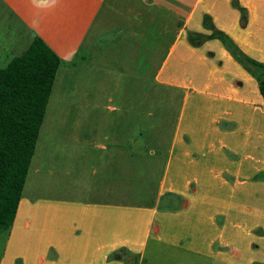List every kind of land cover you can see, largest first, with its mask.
<instances>
[{"label": "crops", "instance_id": "0c3cea01", "mask_svg": "<svg viewBox=\"0 0 264 264\" xmlns=\"http://www.w3.org/2000/svg\"><path fill=\"white\" fill-rule=\"evenodd\" d=\"M233 3L248 12L252 24L264 18V0H0V69L24 54L35 38L41 39L61 60L50 98L57 85V99L68 90L80 100L91 97L96 103L99 95H110L112 83L117 89L124 81L166 86L182 94L158 188L150 201L134 208L128 204L130 162L142 141L163 146L160 131L164 129L161 122L150 129L153 136L142 133L141 140L134 139L135 132L130 131L146 130L144 120L156 111L128 106L102 111L96 105L77 104L57 107L56 112V107L48 111V101L36 147L49 113L50 125H57L60 131H74V137H60L77 146L70 158L79 166L76 175L69 178V170L58 164L61 156L38 155L40 164L34 170L30 163L10 231L13 234L19 226L34 232L35 225L46 228L42 248L36 254L42 264H99V257L116 253L121 257L119 263L110 264H130L128 261L137 254L138 264H142L150 240L156 247L178 250L183 242L193 243L194 236L203 238L205 245L198 244L187 252L217 264H230L212 250L222 231L215 220L223 215L233 229L240 228L235 211L246 212L252 197L257 199V189L264 190L262 184L253 181L264 171V102L259 94V108L256 95L248 96L241 89L250 79L221 49L218 66H223L228 81L215 78L217 68L211 63L206 64L208 73L199 79L201 87L190 89L193 79L187 81L189 85L170 81L179 75L175 65H183L192 52L187 31L209 34L202 28L204 15L219 31L235 40L241 36ZM241 23V28L248 24ZM208 53L216 57V53ZM170 61V74L166 75ZM77 69L89 75L82 79L74 76L76 84L69 90L68 77ZM211 78L215 79L209 83ZM83 81L93 87L88 94ZM211 84L218 92L208 91ZM142 91L144 94V88ZM58 113L63 117L55 122ZM36 147L32 160L37 156ZM87 147H95L98 154ZM31 172H61L67 178L63 180L61 175L58 180L43 182L45 194L39 200L43 217L35 205L39 201H33L31 194L40 193L32 184ZM214 190L226 195L221 206L209 199ZM242 195L248 198L245 206ZM23 210L27 217L19 223ZM257 230L264 231L256 226L251 232ZM228 248L238 261L241 255L236 247ZM250 264L257 263L252 260Z\"/></svg>", "mask_w": 264, "mask_h": 264}, {"label": "rangeland", "instance_id": "374dc122", "mask_svg": "<svg viewBox=\"0 0 264 264\" xmlns=\"http://www.w3.org/2000/svg\"><path fill=\"white\" fill-rule=\"evenodd\" d=\"M247 14L248 12L246 11L244 15H242L239 11L237 12V15L239 16L237 19L238 32L242 33L241 36L239 35L236 40L234 37H228L242 53L241 57L239 58L241 61H243L242 58H248L250 60L264 64V18L255 19L252 24L251 19H248ZM242 20L248 22L247 26H245L244 28L240 27V22ZM237 40H242V44L239 45ZM191 49L192 52L186 55L183 65L178 67L177 65H175V69L177 70L179 75L177 78H172L170 82L189 85L187 81L193 79L194 83L190 89L201 87L199 79L201 76H204L208 73V69L206 67L207 63H211L217 68L215 78H226L225 74L222 72L223 66H218V63L220 61L218 59L219 50L221 49V51H225L228 58L231 59V61H233L237 65V67L249 77L250 82L246 83L245 86L241 89H245L244 91L248 96L253 97V95H256V97L259 99L258 107H261V98L258 93L257 81L255 77L251 75L252 73L249 74L245 64L243 62H241L240 64L218 40L211 42L205 41L199 47H191ZM208 52L216 53V57H212L211 53ZM203 57L206 58L204 63L201 62V58ZM170 63L171 61L168 63L166 70L170 67ZM226 68L227 65L224 69ZM250 69L252 72L253 68ZM169 74L170 73L167 70L166 75ZM72 75L73 77H68L67 84L69 90V87L76 84L74 76H79L80 79H82L84 76L89 75V72L83 69H77V71L75 72L72 71L71 76ZM214 79L211 78L209 83L214 81ZM226 79L227 81L229 80V78ZM82 84L84 85L86 94H88L90 90H93V87L90 86L89 82L83 81ZM210 87L211 88L208 91L218 92V89L213 84H211ZM142 88H144L145 90L144 94ZM56 93L57 85H55L53 94L49 100L48 111H50L51 108L56 107L57 112V107H73L77 104H80V106L96 105L102 111L107 107L118 108L122 106H128L131 108L144 107L147 110L154 109V111H156L153 117L144 120L146 126L144 127L146 130L140 129L130 131L131 133L135 132L133 137L134 139L141 140V137L139 136L142 135V133L146 134V137L153 136L154 130L150 129L153 127H159V124L162 122L161 125L164 130L160 131V137L163 140V146L157 148L153 145H150V143L144 144V142L142 141V145L138 147V149L134 152L135 155L132 157L133 161L130 162V178L128 181L130 190V198L128 203L129 206L134 208L140 204H144L145 202L150 201L151 197L155 194L158 188L164 168L170 133L172 132L173 125L175 124L176 118L182 107L181 92L173 91L166 86L164 88L154 86L145 82L134 83L132 81H124L118 84L117 89L112 83L110 95L109 93L99 95L96 103H92L91 97H88L86 99L81 98L80 100L79 95L76 94L75 96L72 91H62L61 99H57L56 96L58 93ZM190 105L191 102L188 101L187 106ZM61 117H63V115L58 113L55 122H59V118ZM50 120L51 117H49L48 113L46 118V128L39 137V141L36 147L37 156H34L33 160L31 161L33 164V169H31L34 170L35 165L39 163V161L37 160L38 155L43 154L44 157L48 155L61 156V161H59L58 164L60 166L63 165L66 170H69L70 173H68L69 175L67 177L73 178L76 175V167L79 166V164L71 160L70 157L71 155L75 154L77 146L69 143L68 141L65 142V138H61L60 136L66 138L74 137V131H60L57 125H50ZM45 136L49 139L45 140ZM87 149L92 150V154H98L95 151V147H87ZM62 155H66L68 161H64ZM61 175L63 177V180L67 179L66 175L64 176L63 174H61V172L53 173L51 175L41 172L39 174H33V172H31V177H33L32 184L34 188L40 192L31 193L34 194L33 201H39L44 197L45 192L42 188L45 179L58 180V177ZM253 181L262 184L264 187V171H260L253 178ZM245 195L248 196L247 193ZM245 195H242L241 199V204H243V206L247 205L246 203H248V198H245ZM208 196L210 200L216 201L219 206H221L224 200H226V195L220 190H214L210 192ZM35 205H37V208L40 210L38 212L39 217H43L44 214L40 209V201L36 202ZM247 207L248 208H246V212L244 210L235 211L236 213L238 212V216H235V219L240 224V228L233 229L229 221L223 215H218L215 220V224L217 225V227L222 230L219 233V235H221V242L219 241L220 236L218 235L212 250L215 251V253H219L220 257H226L227 261L230 262V264H250L252 260H254L258 264L264 260V235L257 232L259 230H257L256 232H251L256 228V226H258V228L264 229V190L257 189V199H253L252 197L251 202L250 204L248 203ZM26 217L27 216L25 215L23 210L19 214V223H21V221L24 222L26 220ZM259 224H262V227ZM35 226V230L37 232H34L33 228L29 230L23 229L22 226L16 228V231L13 234L10 231L11 228L9 230L0 232V264H42L43 261H40L41 257H39V255L36 256V254L42 248L43 239L44 236H46L44 229L46 228L39 225ZM10 233L12 235V239L9 242ZM191 237H193V235ZM164 239L166 238L164 237ZM193 239V243H182L183 245L180 246V248L183 250H170L163 246H160L159 248L158 246L156 247L155 243L150 240L147 244L145 259L142 261V264H217L218 261H215L211 258L203 259L202 257H200V255L197 256L195 253L187 252L193 250V248L198 244H200L201 247H204L205 245L203 238L201 240L200 237L194 236ZM166 240L169 241L168 239ZM228 245H234L236 247L235 249L240 253L241 257L238 261L235 260L237 259L236 256H233V254H231ZM116 254H110L106 258L99 257L97 259L98 263H119L118 258L121 257L116 256ZM138 256V254L136 256H133V258L130 259L128 263L138 264Z\"/></svg>", "mask_w": 264, "mask_h": 264}, {"label": "trees", "instance_id": "16d2710c", "mask_svg": "<svg viewBox=\"0 0 264 264\" xmlns=\"http://www.w3.org/2000/svg\"><path fill=\"white\" fill-rule=\"evenodd\" d=\"M233 6L244 15L245 10L236 3ZM202 28L209 34L187 32V43L199 47L205 41L218 40L255 77L264 102V64L248 58L241 61L242 53L208 15L202 17ZM60 65L57 55L35 38L24 54L0 69V232L9 230L15 219ZM257 232L264 235V231Z\"/></svg>", "mask_w": 264, "mask_h": 264}, {"label": "water", "instance_id": "95a60500", "mask_svg": "<svg viewBox=\"0 0 264 264\" xmlns=\"http://www.w3.org/2000/svg\"><path fill=\"white\" fill-rule=\"evenodd\" d=\"M245 22H242L241 24L243 25Z\"/></svg>", "mask_w": 264, "mask_h": 264}]
</instances>
